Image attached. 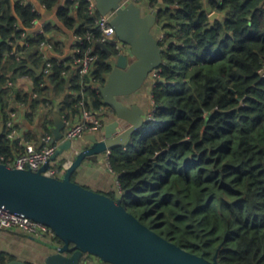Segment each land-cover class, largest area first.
<instances>
[{"label":"trees","instance_id":"16d2710c","mask_svg":"<svg viewBox=\"0 0 264 264\" xmlns=\"http://www.w3.org/2000/svg\"><path fill=\"white\" fill-rule=\"evenodd\" d=\"M58 2L39 0V8L54 10L63 29L83 38L74 47H91L98 58L80 75L71 55L61 57L59 25L44 24L54 41L50 51L41 50L48 37L32 28L42 12L23 0H0L3 163L22 149L8 137L11 111L22 109L26 119L38 120L36 135L24 139L40 142L52 134L55 109L63 119L74 120L83 108L109 107L98 86L105 83L117 51L107 45L109 55L96 41L100 14L90 11L87 0ZM139 3L144 13L154 8L163 33L158 42L163 62L159 78L149 86L151 118L125 145L110 149L108 162L118 176L120 194L107 195L120 198L141 222L192 253L212 260L217 252L221 264H264V0ZM212 11L225 15L211 22ZM46 62L51 63L48 74L37 75L29 67L42 68ZM23 75L31 90L16 85ZM152 124L160 127L142 136L140 131ZM64 161H54L57 174ZM93 258L86 255L80 264ZM9 260L13 258L0 254V264Z\"/></svg>","mask_w":264,"mask_h":264},{"label":"water","instance_id":"95a60500","mask_svg":"<svg viewBox=\"0 0 264 264\" xmlns=\"http://www.w3.org/2000/svg\"><path fill=\"white\" fill-rule=\"evenodd\" d=\"M94 1L100 15H111L116 36L129 46L128 54L116 57L105 83L99 86L103 102L112 109L114 119L104 126L102 139L95 134L84 136L88 144L75 153L60 176L44 173L48 162L34 171L8 167L0 161V207L22 213L52 229L58 241L46 243L50 253L45 264H80L86 255L110 264H221L217 252L208 260L182 248L141 222L120 198L114 199L72 178L86 157L125 145L144 126L148 120L145 110L137 101L129 102V98L150 80V72L163 62V49L153 31L157 26L154 13H144L134 2ZM224 15L212 11L208 16L213 22ZM98 45L111 55L104 44ZM29 67L37 75L42 71L30 63ZM53 123V139L60 143L51 160L70 150L73 144L69 139L61 141L65 123L58 112ZM3 129L2 122L0 135ZM5 264L27 263L13 259Z\"/></svg>","mask_w":264,"mask_h":264},{"label":"built area","instance_id":"2783aa9c","mask_svg":"<svg viewBox=\"0 0 264 264\" xmlns=\"http://www.w3.org/2000/svg\"><path fill=\"white\" fill-rule=\"evenodd\" d=\"M89 2L90 11L95 12V1L87 0ZM129 2H134L140 5L141 8H144L139 2L140 0H123V4ZM33 5V4H32ZM147 8V7H146ZM148 9V8H147ZM33 10L38 13L41 12V9L33 5ZM143 10V9H142ZM147 12L154 13V8L148 9ZM111 15H100L95 20V29L100 32L101 36L96 39L97 43H102L105 46H112L117 51V55L113 56L111 63L113 64L116 57L120 54H128L129 46L123 43L116 36L114 27L110 23ZM40 18H36L33 21L32 31L35 30L37 34H45L48 38L41 42L40 48L44 51H50L53 48V39L51 34H48L44 28V22L39 21ZM37 25V27H36ZM163 33L159 36V40L162 38ZM23 37H27L26 32H22ZM91 34H87L86 39H90ZM75 41H80L83 43V38L75 34ZM27 46L28 44L25 43ZM11 54H14L16 59L20 58L15 50L11 51ZM46 54V53H45ZM73 59L74 68L80 75L87 74L90 71L91 66L98 58L97 54L93 52L92 48L89 47L86 50H81L79 47L74 48L71 53ZM66 65H68L66 63ZM51 63L46 62V65L42 67L41 73L48 74L50 72ZM40 73V74H41ZM150 81L154 83L159 78V71L156 69L150 72ZM20 79L28 80V75L21 76ZM8 85H12V81H8ZM43 82L40 83L42 85ZM99 89V86H98ZM80 104H83L81 102ZM104 109H99L97 111L83 108L81 114L77 117L76 120L72 122L70 120H64L65 128L63 130L62 140L69 139L74 140L77 138L83 137L85 134H96L102 130L104 127ZM19 112L13 110L9 113V119L6 122V127L8 129V137L16 138L18 140V145L21 146V150L17 151L14 157L11 160L5 162L8 167L13 168H30L34 171L38 170L45 163H49V167L44 171L45 174L55 176L57 174V169L53 168L54 160H51V157L58 148L60 141H54L53 133L46 134L41 137L40 142H32L24 139V137L19 136L18 128L15 126V119L17 118ZM148 119L151 118V114H147ZM78 152V151H77ZM106 158L110 154V150L106 152ZM70 159H66L63 163V168L65 169L69 163ZM108 167L112 170L109 162L107 161ZM16 230L19 232L26 233L38 239L50 238V240L55 237L54 232L50 227L45 224H42L38 221L33 220L32 218L18 212H10L2 207H0V232L2 230Z\"/></svg>","mask_w":264,"mask_h":264},{"label":"crops","instance_id":"0c3cea01","mask_svg":"<svg viewBox=\"0 0 264 264\" xmlns=\"http://www.w3.org/2000/svg\"><path fill=\"white\" fill-rule=\"evenodd\" d=\"M23 1L39 7V0ZM64 2L65 0H59L58 5H61ZM41 12L42 15L39 20L40 22H52L59 25L61 29H63V26L58 22L56 18V12L54 10L49 13L45 12L44 10H42ZM157 30H159L157 31V35L159 36L161 34V30L159 28ZM59 36V39L63 42V54L61 55V57L71 55L75 48V33L73 31H66L65 29H63V32ZM52 39L54 38L52 37ZM150 83H152V81L149 80L147 84H145L138 92L134 93L129 98V102L131 103L137 101V103L145 110L146 116L151 110L152 106V101L149 94ZM16 85L20 88H27L31 90L29 79L23 80L19 78L16 82ZM21 111L22 109L19 110V114L15 119V122L18 124L19 136L25 137L26 135H36L35 131L39 129L37 127L39 125L38 120L33 119L32 121L28 118L26 119L21 115ZM103 111L105 126L106 124L113 121L114 113L112 112V109L110 107L104 108ZM55 112H58L60 114V111H58L57 109L54 110V114ZM60 116L63 119L61 114ZM37 117L38 116H36V118ZM76 119L77 117H75L74 120ZM70 121L72 122L73 120ZM103 133L104 127L95 135L98 139H102ZM88 134H85L84 136ZM84 136L74 139L72 148L64 152L62 155L58 156L54 161H58L60 159L72 160L75 153L83 149L88 144L87 140L84 139ZM107 161L108 160L106 158V153H100L91 157H86L81 166L78 167V169L73 173V180L90 189L106 194L112 192L118 196L120 194V187L117 179L118 176L116 173L109 169ZM64 171L65 169H62L57 175H62ZM49 241H52V239H38L23 232L5 229L0 232V254L11 256L13 259L25 261L27 264H45V258L47 254L50 253V250L46 246V243H48ZM89 264H100V262L96 258H93L91 262L89 261Z\"/></svg>","mask_w":264,"mask_h":264},{"label":"rangeland","instance_id":"374dc122","mask_svg":"<svg viewBox=\"0 0 264 264\" xmlns=\"http://www.w3.org/2000/svg\"><path fill=\"white\" fill-rule=\"evenodd\" d=\"M158 27V26H157ZM157 31L159 30H154V33H157ZM157 35V34H156ZM158 36V35H157ZM130 60H132V57H130ZM160 127V125L158 124H152L149 125L148 127H146L145 129H143L142 131H140V134L143 136L145 133H147L148 131H151L152 129H158Z\"/></svg>","mask_w":264,"mask_h":264},{"label":"flooded vegetation","instance_id":"af4514ba","mask_svg":"<svg viewBox=\"0 0 264 264\" xmlns=\"http://www.w3.org/2000/svg\"><path fill=\"white\" fill-rule=\"evenodd\" d=\"M155 28V27H154ZM158 29V27H156V30ZM155 29H153V31H154Z\"/></svg>","mask_w":264,"mask_h":264}]
</instances>
